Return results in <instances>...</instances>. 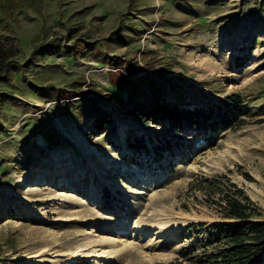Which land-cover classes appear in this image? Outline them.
<instances>
[{"label": "rangeland", "instance_id": "1", "mask_svg": "<svg viewBox=\"0 0 264 264\" xmlns=\"http://www.w3.org/2000/svg\"><path fill=\"white\" fill-rule=\"evenodd\" d=\"M3 4L0 39L28 69L0 86V264H170L189 224L222 221L187 194L201 176L230 178L264 220V0ZM232 92L251 123L218 135L130 113Z\"/></svg>", "mask_w": 264, "mask_h": 264}, {"label": "trees", "instance_id": "2", "mask_svg": "<svg viewBox=\"0 0 264 264\" xmlns=\"http://www.w3.org/2000/svg\"><path fill=\"white\" fill-rule=\"evenodd\" d=\"M40 6L45 0H29ZM18 3V2H17ZM19 4V3H18ZM9 4L0 7V20ZM138 23V22H137ZM22 48L18 44L0 39V86L10 85L13 73L26 70L28 66L20 63ZM10 94L0 89V113L4 106H10ZM246 102L238 92L224 96L213 106L206 103L205 108H184L157 102L153 106L136 105L130 113L141 123H158L168 120L170 129L180 130L191 127L199 130H211L215 135L226 131H236L248 124L245 115ZM107 120L99 121L101 130ZM259 119L255 123H263ZM1 123V116H0ZM249 180L252 178L247 175ZM187 194L196 201L217 210L222 221L211 224L191 223L186 227L190 232L188 239L194 242L180 252V257L170 264H262L264 261V220L263 212L236 183L225 175L201 176L188 183ZM202 196L199 200L198 195ZM184 207H187L184 204ZM205 228L206 235L199 238L198 229Z\"/></svg>", "mask_w": 264, "mask_h": 264}, {"label": "bare ground", "instance_id": "3", "mask_svg": "<svg viewBox=\"0 0 264 264\" xmlns=\"http://www.w3.org/2000/svg\"><path fill=\"white\" fill-rule=\"evenodd\" d=\"M126 232V231H125ZM121 233V232H120ZM119 237V236H118ZM121 237V236H120ZM120 237L119 238H114V239H111L110 241L112 242V243H114V242H116L118 239H120Z\"/></svg>", "mask_w": 264, "mask_h": 264}]
</instances>
